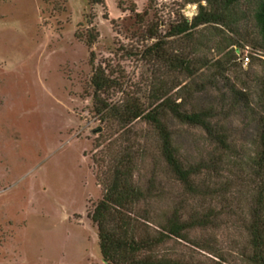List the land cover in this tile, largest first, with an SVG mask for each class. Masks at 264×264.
<instances>
[{"label":"rangeland","instance_id":"1","mask_svg":"<svg viewBox=\"0 0 264 264\" xmlns=\"http://www.w3.org/2000/svg\"><path fill=\"white\" fill-rule=\"evenodd\" d=\"M253 5L244 2L242 8L240 29L247 36L256 32ZM198 6L184 0H0V264H105L89 216L113 167L128 151L135 157L133 183L154 194L139 205L154 223L175 207L188 215L202 206L169 175L150 124L141 119L123 126L101 112L104 105L133 103L149 112L154 82H162L172 99L184 95L180 89L185 87L193 95L188 108L214 107L233 148L241 156L249 153L254 125L231 99L229 87L244 94L250 107L257 104L264 85L261 53L239 51L226 74L229 87L220 82V89L206 87L200 93L192 85L200 83L197 78L188 80L143 56L162 40L166 52L186 56L195 68L199 59L218 60L224 53L217 54V48L226 40L207 35L209 26L192 30L189 39L167 38L181 18L191 22ZM201 37L205 47L194 53ZM246 55L248 64L241 61ZM96 72L115 84L95 91L91 78ZM165 124L185 164L208 157L211 147L201 128L168 118ZM234 176L216 205L223 208L219 228L190 234L214 245L224 264H240L246 241L241 224L248 193ZM207 182L202 175L196 181ZM156 253L188 264L214 260L175 240Z\"/></svg>","mask_w":264,"mask_h":264},{"label":"trees","instance_id":"2","mask_svg":"<svg viewBox=\"0 0 264 264\" xmlns=\"http://www.w3.org/2000/svg\"><path fill=\"white\" fill-rule=\"evenodd\" d=\"M203 1L206 6L200 5ZM184 2L188 5L198 4V13L191 22L181 18L180 23L169 29L167 38L189 39L192 30L199 26H209L211 30L207 35L225 37L224 46L217 48V54H224L212 63L199 59L201 65L195 68L186 56H171L164 50L165 43L160 40L143 52L144 58L156 60L168 71L182 74L188 80L197 78L200 83L197 85L192 81V85L197 89L195 92L200 93L204 92L206 87L220 89L218 87L220 82L227 86L229 78H226V74L230 72V60L233 58L235 60L239 51L249 50L250 54L261 53L264 56V0H184ZM244 2L254 4L251 17L256 32L250 36L242 33L240 29V23L245 17L242 12ZM149 37L154 39L155 34H149ZM199 39L194 53L204 48L207 42L205 37ZM91 84L95 91H101L107 84L115 82L102 79L96 72L91 78ZM229 88L231 99L238 102L236 104L240 105L249 122L254 125L249 153L242 156L233 148L226 129L218 124V113L214 107L209 105L205 108L197 106L188 108V101L193 99V95L185 87L180 91L187 97L179 94L172 99L164 90L162 82L151 84L150 98L153 105L149 112H146L139 103L118 107L103 106L101 112L107 113L120 125L127 126L141 119L150 124L158 135L161 156L169 175L181 184L190 196L198 198L203 203L188 215L183 207H175L163 220L154 223L148 211L139 210L140 203L145 202L146 197L152 198L151 195L154 194L150 188L142 191L133 183L135 157L132 151H128L113 167L111 178L104 185L103 197L89 216L91 223L96 227L98 250L103 263L188 264L179 259L157 255L158 249L166 242L175 240L188 243L211 256L214 259L211 264H224V258L214 245L208 241L194 240L190 234L196 230L219 228L223 208L217 206L219 200L225 197L228 183L235 174L234 178L246 185L249 199L241 224L246 241L241 252L240 264H264V85L260 89L257 104L252 107L246 102L244 94L231 86ZM219 101L224 103L220 99ZM167 118L182 126L201 128L211 147L208 157L193 164H185L181 159L179 147L174 144L175 136L165 124ZM230 169L234 172L231 173ZM201 175L208 177V182L198 185L196 181ZM206 203L209 205L205 206ZM212 203L215 205H211Z\"/></svg>","mask_w":264,"mask_h":264},{"label":"built area","instance_id":"3","mask_svg":"<svg viewBox=\"0 0 264 264\" xmlns=\"http://www.w3.org/2000/svg\"><path fill=\"white\" fill-rule=\"evenodd\" d=\"M241 61H242V62L244 61L246 64H248L249 59H248L247 56H244V57L241 59Z\"/></svg>","mask_w":264,"mask_h":264},{"label":"clouds","instance_id":"4","mask_svg":"<svg viewBox=\"0 0 264 264\" xmlns=\"http://www.w3.org/2000/svg\"><path fill=\"white\" fill-rule=\"evenodd\" d=\"M190 22V21H189Z\"/></svg>","mask_w":264,"mask_h":264}]
</instances>
